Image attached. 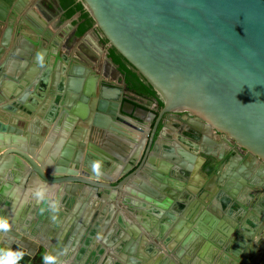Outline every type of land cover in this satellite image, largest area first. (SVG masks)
Masks as SVG:
<instances>
[{"label":"water","instance_id":"obj_1","mask_svg":"<svg viewBox=\"0 0 264 264\" xmlns=\"http://www.w3.org/2000/svg\"><path fill=\"white\" fill-rule=\"evenodd\" d=\"M83 2L95 20V26L109 43L160 93L164 101L160 116L167 111H188L207 131L215 128L249 150L253 154L252 161L264 169V0ZM7 5L6 0H0V109H6L14 123L15 116L25 113L17 111V103L10 100L18 91L11 88L9 80L2 78L17 79L19 68L28 64L36 66L43 61L44 54L32 52L34 48L28 32L31 27L20 21L14 28V17L19 12ZM110 62L117 69L111 59ZM71 68L89 70L84 65ZM21 83L25 87V82ZM71 84L75 91L80 83L72 79ZM93 85L94 81L89 87ZM100 86L113 95H106L109 100L99 99V110L93 114L90 123L86 121L87 129L82 130L89 132L92 139L96 136L97 140L103 141L102 146L99 144L102 154L110 153L120 159L113 171L109 174L101 172L87 163L81 167L78 158L72 166L59 158L58 165L50 167L51 159L42 163L39 153L43 151H36L41 137L35 135L28 124H25L27 130L15 129L0 119V175L21 165L28 171L32 183H38V176L55 179L59 184V197L67 195L71 198L70 195L78 192L90 195L100 187L104 190L113 187L119 199L120 184L127 181L128 174L116 186L109 182L131 166L138 148L131 151L130 147L110 145L105 139L113 136L123 140L124 137L117 134H127L121 122L135 124L136 118H142L138 112L150 117H154V113L136 105L125 95L121 98L122 89L118 85L101 82ZM9 102L15 109L10 108ZM110 116L115 119H108ZM52 133L53 128L48 130V138ZM152 135L153 132L150 138ZM54 152L56 150L52 156ZM167 165L169 163L163 162L158 169L166 173ZM250 175L252 181L253 175ZM137 231L134 230V234ZM123 241L134 244L127 234ZM77 255H70L74 259L71 261L56 256L52 264H80L77 260L81 254ZM129 258L135 260L131 255Z\"/></svg>","mask_w":264,"mask_h":264},{"label":"flooded vegetation","instance_id":"obj_2","mask_svg":"<svg viewBox=\"0 0 264 264\" xmlns=\"http://www.w3.org/2000/svg\"><path fill=\"white\" fill-rule=\"evenodd\" d=\"M6 1L9 8L11 6L19 12L14 17V28L20 21L31 27L28 32L33 43L32 52L44 54L41 63L47 69L60 67L65 74H71L74 65L84 63L92 68L98 61L107 72L112 71L108 43L100 40L97 26L94 24L83 34H76V24L70 21L78 13L63 19L59 0ZM46 5L47 13L42 11ZM37 8L44 13L48 25L35 13ZM62 25L66 28L61 29ZM53 29H61V35H53ZM80 40H86L89 46L78 45ZM111 66L118 77L115 82L106 83L118 85L122 89L121 98L127 96L136 105L153 112L154 117L137 111L142 116L136 118L137 123L121 122L133 130L130 129L132 133H129L124 128L123 131H129L130 135L118 132L123 140L111 136L114 139L105 141L117 147H130L131 151L138 148L131 164L134 166L142 147L139 136L144 134L142 155L132 170L150 163L157 164V161L153 162V152L160 154V160L169 165L165 167V178L160 177L157 182L158 189H147L155 195L153 199L146 196L138 202L125 191H121L117 199L133 217L141 219L147 238L137 236L131 244L123 241L124 234L119 235L116 244L90 252L82 264H97L101 258L110 264H264V169L252 161L253 154L223 132L215 128L207 131L188 111H167L160 116L163 105L160 106L154 97L127 87L118 68ZM25 79L32 81V78ZM10 100L17 103V111L25 113L24 116H15L13 124L19 125L21 130H27L25 124H28L39 137L47 134L46 126L42 130L40 124L28 117L30 109L25 100L14 97ZM9 103L10 108L15 109ZM0 111L5 112L0 113L2 122L12 123L9 112L6 109ZM86 133L91 138L90 133ZM95 141L100 151L99 144L102 146L103 141ZM109 155H104L105 162ZM132 170L127 169L109 183L118 185ZM250 174L253 175L252 181L249 180ZM146 239H150L149 242ZM143 242L148 245L141 250ZM130 255L135 260H131Z\"/></svg>","mask_w":264,"mask_h":264},{"label":"crops","instance_id":"obj_3","mask_svg":"<svg viewBox=\"0 0 264 264\" xmlns=\"http://www.w3.org/2000/svg\"><path fill=\"white\" fill-rule=\"evenodd\" d=\"M46 8L47 5L42 10L45 13L48 12ZM35 10L48 25L49 21L43 16L44 13L38 8ZM70 23L72 24V20ZM60 27L66 28L63 25ZM61 29H53V35L60 36ZM78 45L89 46L86 40L78 41ZM97 55L99 56V53ZM16 64L19 66V61ZM79 65H84L89 70L74 69L71 74H65L64 69L60 67L47 69L42 63H37V67L28 64L24 68H19L20 74L17 79L8 77L2 79L9 80L11 88L18 91L14 99L27 102L26 107L30 109L28 117L33 119L35 124H40L42 130L46 126L47 133L53 128L50 138L45 134L38 141L36 151H43L39 153L42 163L50 158V167H55L58 165V159L63 158L68 161L67 166H72L76 163L74 159L78 158L80 166L87 163L98 171L109 174L119 165L120 159L109 155L105 162L104 155L96 148L95 140L98 138L96 136L93 139L89 138L88 133L82 129L84 127L86 129V121L90 123L93 114L99 110V99H109L110 97L106 95H113L112 92L104 91L100 83L115 82L118 75L110 63L109 68L112 71L108 72L100 67L98 61L92 68L84 63ZM25 78H32L33 82L30 81L29 85H26ZM72 79L80 83L75 91L71 87ZM21 81L25 82V87ZM93 81L94 85L89 87ZM108 119L115 118L110 116ZM4 123L15 129L20 128L19 125L10 122ZM122 126L129 131L131 129L126 125ZM112 139L114 138H106L108 141ZM145 139L146 135L139 136L142 147L134 166L131 165L128 171L135 168L138 163ZM152 157L153 162L157 161V164L150 163L132 170L127 181L120 184V191H125L138 202H142L146 196L153 199L155 195L147 189L157 190V182L165 175L158 169L164 162L160 160L162 159L160 154L153 152ZM29 179L28 171L21 165H16L6 174L0 175V217L7 218L9 224L7 230L0 229V249L23 250L25 255L18 264H43L42 257L46 253L53 254V259L61 256L63 259L68 258L69 261L74 260L70 255L75 257L81 254L77 263L82 264L90 252L101 246L111 247L116 244L119 235L127 234V238L132 240L137 236L143 237L144 240L147 238L141 219L133 217L117 201V191L113 187L108 190L100 187L96 193L90 195L78 192L68 198L67 195L58 196L61 195L59 184L49 176L46 178L38 176V183H32ZM37 190H41L40 199L37 198ZM134 230H138L136 234ZM145 244L148 245L143 242L141 250ZM97 264L110 263L101 258Z\"/></svg>","mask_w":264,"mask_h":264},{"label":"trees","instance_id":"obj_4","mask_svg":"<svg viewBox=\"0 0 264 264\" xmlns=\"http://www.w3.org/2000/svg\"><path fill=\"white\" fill-rule=\"evenodd\" d=\"M59 3L63 9V19L70 18L75 13H78L77 17L72 20V23L76 24V34H83L95 24V20L90 11L85 7L83 0H59ZM96 31L100 35V40L103 43H108V55L116 64L126 86L144 96L154 97L158 104L162 106L164 101L160 93L146 77L115 46L109 43L99 27H96Z\"/></svg>","mask_w":264,"mask_h":264},{"label":"clouds","instance_id":"obj_5","mask_svg":"<svg viewBox=\"0 0 264 264\" xmlns=\"http://www.w3.org/2000/svg\"><path fill=\"white\" fill-rule=\"evenodd\" d=\"M41 190H37V198L40 199L42 196L39 194ZM9 227L8 220L5 217H0V229L7 230ZM25 255L21 249H0V264H18V262ZM43 264H52L53 257L45 254L42 257Z\"/></svg>","mask_w":264,"mask_h":264}]
</instances>
